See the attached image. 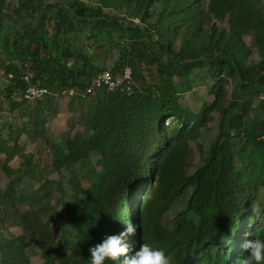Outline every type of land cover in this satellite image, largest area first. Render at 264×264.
<instances>
[{"label": "trees", "instance_id": "obj_1", "mask_svg": "<svg viewBox=\"0 0 264 264\" xmlns=\"http://www.w3.org/2000/svg\"><path fill=\"white\" fill-rule=\"evenodd\" d=\"M135 1L136 8L144 12L139 23L121 21L82 0H27L22 5L25 17L19 15L21 8L13 5L12 0H0V25L9 2L13 5L12 13L25 21L22 29H15L9 35L2 37L0 31V45L3 46L0 74L3 73L5 78H0L1 98L16 101L27 86L20 79L23 74L29 75L33 83L46 86L53 92L70 87L83 91L104 71L98 52L104 51L105 54L107 51L108 55L113 48L118 52L117 67L127 59L145 66L157 65L166 78L164 83L144 90L133 85L130 95L102 88L89 96L88 99L97 91H104L88 112L90 134L84 136L78 132L69 138L67 156L55 161L54 168L56 172L62 171L97 153L101 171L94 185L83 192L84 201L79 200L68 210L78 244L75 254L57 256L60 264H91L90 248L110 235L125 231L128 220L134 224L136 194L148 180L154 179L161 194L169 197L167 204L187 186L192 187L186 209L179 213V220L185 218L187 210L198 215L201 223L210 211L216 212L215 222L204 230L205 243L230 244L235 239L233 230L238 228L247 211L250 185L245 172L234 168L233 141L237 137L249 139L258 131L264 133V121L253 130L247 125L253 100L240 103L236 115L226 127L220 118L219 131L209 147L205 164L192 175L180 176L175 182L170 176L179 164L172 157L167 159L166 155L174 154L177 143L173 135L163 129V121L173 118L186 128L191 123L204 120L205 115H196L181 105L170 77L186 80L192 71L209 68L211 77L215 79L228 67L240 85L256 87L264 94V60L246 67L236 58V43L232 38L216 44L211 56L204 57L201 51L206 52L208 48H197L195 40L191 42L197 35L195 32L188 36L180 51L181 58L177 60L172 54L184 25L177 27L174 19L189 9L187 2L162 0L163 8L155 22L146 25L144 22L151 18L147 9L154 0ZM256 17L264 28L263 7L258 9ZM79 25L90 26L94 41L89 36L79 45L70 43L71 34L79 35ZM98 34L105 36L101 43L95 38ZM152 43L156 49H151ZM10 74L14 75L13 80L7 79ZM8 147L2 141L0 153L11 156ZM8 168L7 177L14 172ZM6 190L1 187L2 199H6ZM13 195L19 194L13 190ZM7 198L10 199L9 194ZM22 224L25 227L29 225L26 219ZM198 228L195 227L196 233ZM160 229V224L156 223L155 230ZM34 235L32 232L30 238L42 249L45 264H50L49 259L54 257L50 241ZM247 255L243 253L240 259L234 258L231 264H242ZM179 256L176 254L177 264H189L187 257ZM10 261L6 255L2 264H10ZM106 264L122 262L120 259L106 261Z\"/></svg>", "mask_w": 264, "mask_h": 264}, {"label": "rangeland", "instance_id": "obj_2", "mask_svg": "<svg viewBox=\"0 0 264 264\" xmlns=\"http://www.w3.org/2000/svg\"><path fill=\"white\" fill-rule=\"evenodd\" d=\"M26 1L12 0L13 5L21 8L19 15L22 17H25L22 5ZM82 1L125 22L139 23L144 13L143 9L136 8L135 0ZM184 1L189 9L174 19L177 27L184 25L174 45L172 56L175 59L181 58L180 51L188 36L195 32L197 35L191 42L195 40L197 48H208L206 52L201 51L204 57L211 56L216 44L232 38L236 43V58L246 67L264 60V28L256 17L258 9L264 8V0ZM13 5L9 2L0 25L2 37L15 29H22L25 23L22 17L12 13ZM162 8V0H154L147 9L151 18L144 24L154 23ZM78 29L79 35H70V43L79 45L89 36L94 41L89 25H79ZM95 38L100 43L105 40L104 34ZM2 47L0 45V56ZM151 49H156L154 43ZM106 52H98L101 69L118 76L124 67L131 68L132 86L140 90L166 80L157 65L145 66L127 59L117 67L116 48L108 55ZM230 69L226 67L215 79L211 77L209 68L192 71L186 80L170 77L181 105L196 115L205 114L204 120L191 123L186 128L173 118L163 121V129L172 134L177 143L174 154L166 155L167 159L172 157L179 164L171 173L172 182L180 176L192 175L205 164L209 147L219 131L220 118L226 127L236 115L240 103L253 100L247 124L250 130L264 121V94L256 87L240 85ZM0 78L5 80L3 73ZM68 90L54 91L42 103L24 100L22 94L14 102L0 97V144L4 141L12 153L11 156L0 153V192L1 187L6 190L10 185L6 199L0 197V264L6 255L11 258L10 264H45L42 249L30 238L32 232L35 238L50 241L54 254L49 259L50 264H60L56 260L58 255L76 253L78 238L68 210L79 200L83 202V192L96 182L101 171L100 156L92 153L85 161L59 172H56L54 163L67 156L69 138L78 132L84 136L90 134L88 112L104 91H97L88 99L69 95ZM233 151L234 168L245 172L250 192L246 214L238 228L233 230L235 239L230 244L204 242V230L215 222V211H210L202 223L191 210H187L185 218L179 220L180 211L186 209L191 186L167 204L169 197L161 194L152 179L136 194L134 225L137 231L126 238L130 249L128 255L139 250L142 243H147L153 248L163 249L172 264H177L176 254L187 257L189 264H231L234 258L243 257L242 245L246 240L264 239V133L258 131L249 139L235 138ZM8 167L14 171L10 178L6 175ZM13 190L19 195H13ZM25 219L29 223L26 227L22 224ZM156 223L161 227L158 231L155 230ZM198 226L196 233L195 227ZM120 259L123 264L125 257Z\"/></svg>", "mask_w": 264, "mask_h": 264}, {"label": "clouds", "instance_id": "obj_3", "mask_svg": "<svg viewBox=\"0 0 264 264\" xmlns=\"http://www.w3.org/2000/svg\"><path fill=\"white\" fill-rule=\"evenodd\" d=\"M125 225V231L110 235L90 248L91 264H106V261L120 260L121 256L125 257L123 264H172L171 258L163 249L153 248L147 243H142L139 250L128 255L130 249L126 238L134 235L137 227L131 220ZM242 249L248 254L242 264H264V239H248L243 243Z\"/></svg>", "mask_w": 264, "mask_h": 264}, {"label": "built area", "instance_id": "obj_4", "mask_svg": "<svg viewBox=\"0 0 264 264\" xmlns=\"http://www.w3.org/2000/svg\"><path fill=\"white\" fill-rule=\"evenodd\" d=\"M8 80H13L14 75L10 74L7 77ZM21 81L26 83L22 96L24 100L31 102H41L51 95V91L48 87L38 85L32 82L31 78L27 74H23L20 77ZM105 88L108 91H120L127 95L132 94V70L129 67H124L118 76H115L110 70H105L99 73L93 80L92 84L83 91H78L76 88L71 87L67 91L69 95L81 96L82 98H88L94 94L96 90Z\"/></svg>", "mask_w": 264, "mask_h": 264}]
</instances>
